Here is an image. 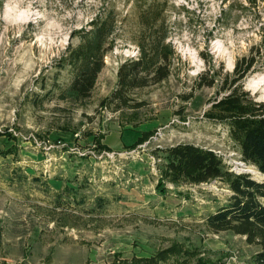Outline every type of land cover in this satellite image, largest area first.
Listing matches in <instances>:
<instances>
[{
  "label": "rangeland",
  "instance_id": "rangeland-1",
  "mask_svg": "<svg viewBox=\"0 0 264 264\" xmlns=\"http://www.w3.org/2000/svg\"><path fill=\"white\" fill-rule=\"evenodd\" d=\"M152 2L166 6L173 75L133 92L146 103L137 114L101 110ZM104 8L127 20L79 101L59 61L79 43L71 33ZM200 52L219 73L258 55L243 86L264 102V0H0V149L11 152L0 155V264L252 263L259 247L204 224L227 202L222 180H189L199 176L174 163L201 150L221 172L263 179L239 160L228 126L207 116L223 93L179 98L207 68Z\"/></svg>",
  "mask_w": 264,
  "mask_h": 264
},
{
  "label": "trees",
  "instance_id": "trees-1",
  "mask_svg": "<svg viewBox=\"0 0 264 264\" xmlns=\"http://www.w3.org/2000/svg\"><path fill=\"white\" fill-rule=\"evenodd\" d=\"M165 11L166 6L157 2L149 3L140 11V32L133 41L137 54L118 66L116 86L100 101L101 110L137 114L146 107V103L133 98V92L158 85L173 75L174 49L167 42L169 27L168 20L164 19ZM126 20L117 19L113 9L104 8L91 19L87 28L71 33V38L77 37L79 43L75 47L69 45L59 63L60 67L71 69L73 78L69 91L75 99H89L104 68V58L113 50L118 29L124 26ZM200 56L207 68L198 76L189 93L179 95L181 102H189L194 92L202 88L215 87L218 94L223 93L222 99L214 103V108L220 110L207 116L228 126L230 136L238 147L239 160L263 179L254 180L248 172H221L223 165L220 158L201 150L194 154L188 150L186 156L181 155L174 163L185 176H199L189 180L202 181L208 176L222 180L224 187L220 188L227 191V202L208 213L204 224L213 234L230 232L244 237L246 243L260 248L251 264H264V102L257 101L243 86L244 80L255 70L258 55L252 53L236 61L231 73H219L202 52ZM218 67L222 70V65ZM176 114L181 113L177 111ZM7 154H11L10 150L0 149V155ZM171 180L175 182V177ZM173 186L178 185L175 183ZM157 188L165 192L161 182Z\"/></svg>",
  "mask_w": 264,
  "mask_h": 264
},
{
  "label": "built area",
  "instance_id": "built-area-1",
  "mask_svg": "<svg viewBox=\"0 0 264 264\" xmlns=\"http://www.w3.org/2000/svg\"><path fill=\"white\" fill-rule=\"evenodd\" d=\"M136 51H137V49H136ZM137 54V52H135V54L134 55H136ZM244 172V171H243Z\"/></svg>",
  "mask_w": 264,
  "mask_h": 264
},
{
  "label": "water",
  "instance_id": "water-1",
  "mask_svg": "<svg viewBox=\"0 0 264 264\" xmlns=\"http://www.w3.org/2000/svg\"><path fill=\"white\" fill-rule=\"evenodd\" d=\"M244 172H246V171H244Z\"/></svg>",
  "mask_w": 264,
  "mask_h": 264
}]
</instances>
